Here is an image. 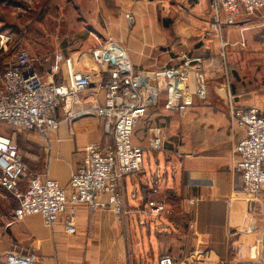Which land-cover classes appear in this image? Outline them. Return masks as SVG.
Listing matches in <instances>:
<instances>
[{"label":"crops","instance_id":"1","mask_svg":"<svg viewBox=\"0 0 264 264\" xmlns=\"http://www.w3.org/2000/svg\"><path fill=\"white\" fill-rule=\"evenodd\" d=\"M18 1L14 0V5L23 7ZM131 1L129 8L136 18L130 13L126 18L136 23L133 36L127 37L124 19L120 32L130 42L131 63L139 69L178 64L183 47L198 57L202 51L218 57L222 50L251 46L255 26L264 31V9L244 14L236 26L224 25L216 33L210 27L212 0ZM174 3L186 6L189 12L177 24L179 37L172 48L158 52L156 47L167 42L156 23L157 7L161 5L168 13ZM43 7L51 17L60 18V0H45ZM45 59L42 62L49 66ZM209 94L206 103L197 98L182 114L165 108V96L148 110L141 121L148 132L137 143L134 138V143L146 150L143 170L123 179L119 186L126 209L132 212L130 217H118L109 208L92 212L84 204L77 205L78 232L74 235L65 229V215L53 226L46 225L40 215L13 222L19 203L0 187V258L10 251L26 252L32 239L41 245L38 264H158L165 253L172 255L176 264H217L235 258L230 249L233 241L247 245L250 254L253 246L260 245L264 256L261 207L250 210L236 170V147L245 132L234 115L237 108L257 106L264 111V98L245 101L237 96L239 100L234 101L219 89ZM162 102L164 108L157 109ZM103 104L104 94L92 84L79 100L61 102L55 113L60 120L58 128L46 134L28 131L26 149L19 147L21 160L29 169L24 185L33 175L44 173L67 188L89 145H112L105 119L98 113ZM156 126L162 127L165 135L164 150L159 152L148 148L150 129ZM6 127L12 128L11 133L3 127L0 133L17 142L18 130ZM105 134L111 136V143L100 141ZM150 200L165 204L171 213L160 218L141 214L148 210Z\"/></svg>","mask_w":264,"mask_h":264},{"label":"built area","instance_id":"2","mask_svg":"<svg viewBox=\"0 0 264 264\" xmlns=\"http://www.w3.org/2000/svg\"><path fill=\"white\" fill-rule=\"evenodd\" d=\"M264 9V0H212L211 28L217 33L224 25L236 26L239 18ZM223 16L225 17L223 19ZM132 22V17L129 16ZM1 48L7 49L12 37L0 33ZM86 69L81 59L56 54L49 63L48 74L41 73L42 59L20 47L15 61L0 67V121L16 130H36L46 134L58 128L56 109L67 98L79 100L92 84L104 94L98 113L105 119L112 135V145L93 143L86 149L82 164L72 173L67 188L44 173H37L24 185L29 173L21 160V150L14 138L0 133V187L19 203L13 222L40 215L46 225L53 226L65 215V229L70 235L78 232L76 206L84 204L92 212L109 208L118 217H130L119 190L120 182L143 170L146 150L134 143L135 130L148 110L165 96V108L184 113L195 100L207 99L204 77L200 74L201 58L190 60L184 54L182 64L154 70L134 67L128 51L110 40L94 50ZM193 63H197L193 65ZM64 73L62 81H58ZM62 76V75H61ZM245 136L236 147V170L249 208L261 207L264 220V111L257 106L234 111ZM165 135L162 127L150 129L149 149L162 151ZM153 218L168 215L165 204L148 202V210L140 211ZM235 258L217 264H264L260 245L249 248L233 241L230 246ZM39 245L34 242L26 252L10 251L0 264H38ZM158 264H176L170 254L161 255Z\"/></svg>","mask_w":264,"mask_h":264},{"label":"rangeland","instance_id":"3","mask_svg":"<svg viewBox=\"0 0 264 264\" xmlns=\"http://www.w3.org/2000/svg\"><path fill=\"white\" fill-rule=\"evenodd\" d=\"M13 1L0 0V33L12 37L6 50L1 48L0 39V67L13 63L20 47L26 48L40 59L44 57L53 60L55 56L52 57V55L61 52L76 56L83 62L80 64V69H85L89 64L91 51L101 48L110 40L116 41L129 52L130 42L122 38L120 31H123V25L121 27L120 24L124 19L128 27L127 37L133 36L136 23H130L126 18L127 13L136 18L134 11L129 8L131 0H60V18L48 15L49 12L43 7L45 0H19L18 2L23 6L21 8L16 7ZM150 2L152 0H148L146 4ZM176 6L174 3L168 13H165L161 5L157 7L156 23L162 30L160 36L167 42L162 47H156L158 52L164 51L165 48H172L175 38L179 37L177 24L183 19V15L189 12L184 5ZM259 27L255 26L252 31L255 33L251 37V46L239 50H222L218 57L207 55L204 51L201 52L202 56L198 57L193 54V51L190 52L183 47L179 50V63L167 66L174 67L182 64L184 54L190 60L201 58V63L197 66L200 67V74L205 79L203 84L207 91V99L204 103L209 100L210 90L214 89L225 90L227 98L234 101L264 98V31ZM196 64L193 63V65ZM39 69L42 74L47 75L49 66L42 62ZM61 75L64 78V73L59 76ZM237 96L240 98L237 99ZM159 108H164V102L160 103L157 109ZM154 109H151L150 113H153ZM5 124L0 122V127L7 128ZM11 131L10 127L6 129L8 134ZM28 131H18L16 143L24 150L26 149L25 139L30 134ZM147 132L146 124L140 122L134 135L136 143ZM109 136L103 135L100 141L106 144L111 143V136ZM5 192L10 195L8 191L5 190ZM34 242L38 243L40 250L41 245L37 239H32L26 249H29Z\"/></svg>","mask_w":264,"mask_h":264},{"label":"trees","instance_id":"4","mask_svg":"<svg viewBox=\"0 0 264 264\" xmlns=\"http://www.w3.org/2000/svg\"><path fill=\"white\" fill-rule=\"evenodd\" d=\"M163 98H164V96H163Z\"/></svg>","mask_w":264,"mask_h":264}]
</instances>
